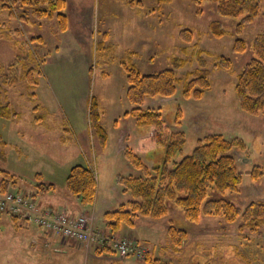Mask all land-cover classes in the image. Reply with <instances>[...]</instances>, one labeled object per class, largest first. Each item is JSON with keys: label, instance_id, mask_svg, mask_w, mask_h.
<instances>
[{"label": "rangeland", "instance_id": "1", "mask_svg": "<svg viewBox=\"0 0 264 264\" xmlns=\"http://www.w3.org/2000/svg\"><path fill=\"white\" fill-rule=\"evenodd\" d=\"M157 6L156 0H65L64 12L68 23L64 31L56 17H39L29 8L23 15L26 20L20 19L24 10L21 7L16 9L17 17H11L6 11L0 12V69L11 62L18 51L11 42L28 41V49L35 52L42 70V74L37 76L35 89H30L24 82L15 87H5L7 101L17 111L20 109L23 112L17 133L14 130L17 123L1 120L2 133L8 144L5 146L7 160H0V169L18 175L20 189L16 191H23L24 194L34 191L36 172L42 174L44 181L54 182L60 191L66 190V177L71 165L78 161L73 157L79 146L72 141V137L75 140L71 132L74 127L67 121L65 113L75 117L74 121L81 119L77 116L82 117L85 113L91 146L88 147L89 153L84 151L90 154L93 129L89 110L92 98L96 96L108 134L106 145L95 140L96 204L99 208L100 203L102 205L107 199L117 206L131 198L129 192L122 191L117 179L119 175H136L139 170L131 166L123 149L126 145L130 146L149 166L162 152V149L141 150L140 137L152 133L154 127L138 126L135 116L125 115L134 105L127 98L128 84L121 60L130 55L128 52H135L130 55V60L145 74L178 66L176 73L181 81L177 83L176 93L149 97L144 106L160 108L171 129L178 130L177 122H181L180 129L187 135L182 155L191 153L197 139L208 133H220L226 138L242 137L247 149H234L231 153L237 158L238 169L244 172L243 183L238 192L227 191L223 196L242 209L252 201L264 203V176L253 180L247 174L254 164L264 162V110L253 114L242 110L235 91L236 73L251 60L254 55L252 42L264 32V0L260 15L245 26L242 34L237 35L247 43V49L242 53L232 51L237 38L236 25L241 17L221 15L218 4L213 0H202L200 3L197 0H169L162 4L160 10L156 9ZM213 20L219 21L228 33L223 36L213 34L210 30ZM185 28L193 30L189 41L180 33ZM33 36H40L43 40L34 41ZM103 37L107 40L100 53L98 50L102 46L99 42ZM107 43L113 45L106 48ZM198 50H203L207 67L213 70L212 85L201 97L195 94L184 96L182 90L189 78L188 72L200 64L196 58ZM220 54L232 58L236 73L214 69L215 57ZM33 90L36 103L40 104L38 112L45 118L40 122L43 131L28 141L18 135L29 132V126L36 128L32 125L35 114L30 108L35 102L29 98ZM2 100L5 103L4 97ZM121 111V116H118ZM177 115L180 119H176ZM61 133L63 139L60 140ZM80 159L87 160L85 156ZM94 163L92 166L95 167ZM14 190L10 188L8 191ZM140 220L142 225L137 228L136 234L153 241L157 254L162 253L160 247L166 244V231L172 221L177 228L186 230L187 237L181 251L165 257L176 263L264 264V227L261 232L245 231L241 234V216L230 221L225 212L203 213L197 221H193L174 206L159 220L143 217ZM156 224L158 228H155ZM19 225L18 229L15 228L8 214L0 215V264H78L79 260V264H83L82 251L79 252L80 258H73L70 257L71 251L55 252L54 246H51L43 247L45 252L38 250L41 256L35 255L33 248L37 244L44 246L36 234L43 230L24 219ZM34 239L36 243L33 245ZM85 244L88 249L86 257L83 255L84 263L103 264L97 257L95 243ZM107 264L144 263L137 256H132Z\"/></svg>", "mask_w": 264, "mask_h": 264}, {"label": "trees", "instance_id": "2", "mask_svg": "<svg viewBox=\"0 0 264 264\" xmlns=\"http://www.w3.org/2000/svg\"><path fill=\"white\" fill-rule=\"evenodd\" d=\"M169 0H156L157 10L162 8L164 2ZM199 3L202 0H197ZM218 4L221 15L229 17H241L236 25V34H242L245 26L251 23L261 13L263 0H213ZM18 7L23 8L20 19L26 20L27 8L32 9L39 17H56L62 30L67 29L68 18L64 12L65 0H0V12L6 11L11 17H17ZM21 12V11H20ZM19 16V15H18ZM210 30L215 35L223 36L228 33L227 29L217 20L210 24ZM186 40L193 37V30L182 29L181 32ZM34 37V36H33ZM32 40H43L40 36H35ZM106 38L100 41L103 51ZM28 41H12L11 45L16 49L15 58L0 70V160L5 162L7 154L5 146L8 142L2 133L1 120H18L21 116L10 101L6 99V88L15 87L18 83L24 82L30 89H35L38 84L37 76L42 74L39 58L33 50L28 49ZM108 44V45H107ZM106 48L113 44L107 43ZM254 55L245 66L236 73L234 61L227 55L220 54L215 57L214 69L236 73L235 91L236 97L242 110L248 113H258L264 110V32L259 33L253 40ZM247 49V43L241 36L234 41L232 51L242 53ZM130 55L135 52H128ZM130 55L124 56L121 65L126 74L127 98L134 105L125 115L136 117L138 126H153L152 133L140 137V149L143 151H154L162 149L160 157L149 166L130 146L124 148V156L131 166L139 170L138 174L119 175L117 181L122 186L123 192H129L131 198L121 202L116 207L108 209L103 214L105 223L104 229L97 228L95 218L93 228L95 232L101 234L104 239L95 244L96 253L112 254L119 256L114 241L123 238H130L138 243L144 244L148 250L143 257L138 259L144 264H179L172 259L165 258L170 253L181 251V247L187 237L186 230L177 228L172 221L166 231V244L162 247V253L157 254L152 241H142L133 236H118L121 228L127 226L134 228L139 218H150L159 220L167 215L171 208L177 206L182 210L185 217L197 221L199 217L210 213H227L230 221L237 217H242L239 227L241 234L245 231L261 232L264 227V203L252 201L247 207L242 209L232 201L224 198L227 191L238 192L243 183V171L238 169L237 158L231 153L234 149H247L245 140L240 136L226 138L220 133H208L203 138H198L191 153L183 154V149L187 143V135L178 121V130L171 129L170 125L163 117L160 108L144 106L149 97L172 96L177 91V83L181 78L177 76L174 65L154 73H142L138 66L131 62ZM196 58L200 64L198 68L188 72V80L184 83L182 94L185 96L195 94L201 97L212 85V69L207 67V60L204 59L203 50L196 52ZM43 60V59H42ZM41 60V61H42ZM174 61V60H173ZM175 64V62H174ZM184 64V61L179 65ZM177 65V64H176ZM212 70V71H211ZM3 97L5 103L3 102ZM29 98L35 102L34 123L39 124L44 120V115H40V104L36 103V93L33 90ZM89 110L90 126L93 135L102 145H106L108 134L102 123V111L96 96H93ZM39 113L38 115H36ZM176 119H180L177 115ZM247 174L253 180L264 176V162L254 164ZM0 193L7 192L10 188L18 187V175L7 169H0ZM36 182L34 191L25 194L35 201L42 209H52L43 206L36 197L38 194L48 193L57 190L54 182H46L42 179V174H35ZM66 190L70 195L80 201L85 207L93 206L97 198V177L95 169L84 162L73 164L66 177ZM212 194H215L214 197ZM58 212L61 210H54ZM68 214H75L70 210ZM8 214L15 228H19V222L25 220L33 223L23 215H15L0 211V215ZM88 214V213H87ZM35 224V223H34ZM37 225V224H36ZM40 227L39 225H37ZM49 234H55L64 238L59 233L52 230H44ZM244 238V237H243ZM65 239V238H64ZM73 240L71 238H66ZM75 241V240H74ZM173 251V252H171ZM178 254V253H177ZM136 255H128L125 258Z\"/></svg>", "mask_w": 264, "mask_h": 264}, {"label": "crops", "instance_id": "3", "mask_svg": "<svg viewBox=\"0 0 264 264\" xmlns=\"http://www.w3.org/2000/svg\"><path fill=\"white\" fill-rule=\"evenodd\" d=\"M34 105L33 106L30 105L31 106L30 108L32 109V111L34 110ZM19 112H20L21 116L19 117L18 120L13 121V123H17V124H15L17 126L14 125V127H15L14 130L16 131V133L19 132V129L17 127L20 126L19 122L23 116V112L20 109H19ZM121 113H122V111L120 112V114L118 116H121ZM34 114H35V112H34ZM65 114H66L67 121L69 122V124H72V126L74 127V130H75L74 131L73 129H71V132L75 137V140L72 137V141L74 142V145L79 146L78 152L75 154L76 156L74 155V157H73V158L78 159V161H75V163H73V164L84 162V161H82V159H80L83 156H85V157H87V156L93 157L94 156L93 157V163L95 162L94 164L97 167V162H96L97 161L96 160L97 148H96V144H95V140L97 138L92 134L93 148H92V150H90L91 151L90 154H88L89 153L88 147H90L91 145H90V139L87 135V133H88V122L86 121L85 113H84V115H82V117L77 116V117H80L81 119H77L76 121H74L75 117H71V115H69L68 113H65ZM32 125H33V127L36 126V128L33 129V128H30L31 126H29V128H28L30 130L29 132H23L21 135H18V134L17 135L23 136L24 138L26 137L27 139L26 138L25 139L30 141V137L32 139L33 135H37L38 133L43 131L40 128V127H42V126H40V123L36 124V123H34V120H32ZM61 128H64V127H61ZM68 129L70 130V128H68ZM59 130H60V132H62L61 129H59ZM119 136L121 137L122 143L125 144V139L122 140L121 134ZM59 137H60V140L63 139V134H62V137H61V135H59ZM65 141H67L66 135H65ZM80 149L82 151H80ZM84 149L87 150L88 153H86L84 151ZM92 151L95 153H93ZM36 198L41 201L43 206H47V207L52 208L54 210H56V209L61 210V211L62 210H70V211H73V212L78 213V214H87V213L92 214L95 218L96 227L101 228V229H104V227H105V223L103 220L104 212L108 209L116 207L114 204H111L109 200L104 199L102 202V205L100 203L101 207L99 206V208H98V204H96V202L98 201V196H97L96 201H95L93 206L85 207L84 205H82L80 203V201L78 199H76L75 197L70 195L67 190L60 191L59 189L52 191V192H48V193L38 194ZM140 219L141 218H139L137 220V225L134 228L123 226L121 228L120 233H118L117 235L118 236H133V237H135L139 240H142V241H151L146 237L142 238V237H140V235L136 234L137 228L140 225H142V222H140L141 221ZM20 222H22V220ZM153 223H156V221H154ZM156 227L158 228V224L155 225V228ZM36 234L39 237L38 238L39 241H41L40 244H42V245L44 244V246L39 247V245L37 244V246L35 248H33V251H35V255L41 256L42 253L38 252V250L41 249L42 251L45 252L46 249L43 247H50L51 248V246H54L53 250L55 252L68 251V250L71 251L72 254H70V257L73 256V258L76 256H78L80 258L79 252L82 251L83 252L82 263L85 264L84 260H83V255H84V257H86L85 251L88 249V248H85V246H86L85 243L76 242L74 240H70V239H66V238L65 239L60 238L59 236H56L55 234H49L48 232H46L44 230L42 232H37ZM32 241H33V245H34L36 243L35 239ZM152 243H153V241H152ZM47 249H49V248H47ZM97 257H98V259H100L99 260L100 262H103V264L113 263L115 260H121L116 253H112V254H105L104 253L101 255L97 254ZM79 263H80V260L78 261V264Z\"/></svg>", "mask_w": 264, "mask_h": 264}, {"label": "built area", "instance_id": "4", "mask_svg": "<svg viewBox=\"0 0 264 264\" xmlns=\"http://www.w3.org/2000/svg\"><path fill=\"white\" fill-rule=\"evenodd\" d=\"M86 159L92 166L91 159L89 157ZM0 211L15 215L23 214L28 221L39 225L42 229L52 230L64 238H71L75 241L97 244L104 239L93 228L94 216L92 214L72 215L66 211L54 212L52 209H42L23 191L0 193ZM113 245L117 248L121 258L131 254L141 258L148 250L144 244L130 238L114 241Z\"/></svg>", "mask_w": 264, "mask_h": 264}]
</instances>
